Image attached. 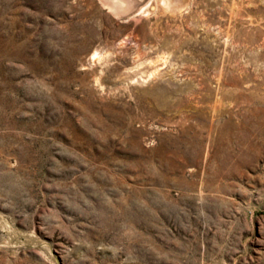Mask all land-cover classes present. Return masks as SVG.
<instances>
[{"label":"rangeland","instance_id":"374dc122","mask_svg":"<svg viewBox=\"0 0 264 264\" xmlns=\"http://www.w3.org/2000/svg\"><path fill=\"white\" fill-rule=\"evenodd\" d=\"M0 264H264V0H0Z\"/></svg>","mask_w":264,"mask_h":264}]
</instances>
